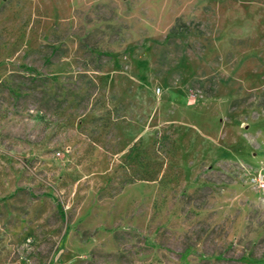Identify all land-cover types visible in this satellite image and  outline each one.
<instances>
[{"label":"rangeland","instance_id":"1","mask_svg":"<svg viewBox=\"0 0 264 264\" xmlns=\"http://www.w3.org/2000/svg\"><path fill=\"white\" fill-rule=\"evenodd\" d=\"M262 183L264 0H0V264H264Z\"/></svg>","mask_w":264,"mask_h":264},{"label":"built area","instance_id":"2","mask_svg":"<svg viewBox=\"0 0 264 264\" xmlns=\"http://www.w3.org/2000/svg\"><path fill=\"white\" fill-rule=\"evenodd\" d=\"M262 186H264V183H262Z\"/></svg>","mask_w":264,"mask_h":264},{"label":"trees","instance_id":"3","mask_svg":"<svg viewBox=\"0 0 264 264\" xmlns=\"http://www.w3.org/2000/svg\"><path fill=\"white\" fill-rule=\"evenodd\" d=\"M132 148H134V147H132Z\"/></svg>","mask_w":264,"mask_h":264}]
</instances>
